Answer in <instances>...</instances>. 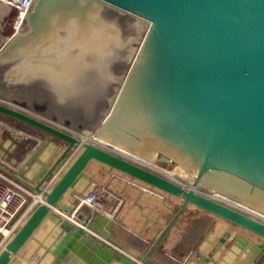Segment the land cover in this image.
Here are the masks:
<instances>
[{
	"label": "water",
	"instance_id": "95a60500",
	"mask_svg": "<svg viewBox=\"0 0 264 264\" xmlns=\"http://www.w3.org/2000/svg\"><path fill=\"white\" fill-rule=\"evenodd\" d=\"M110 8L149 22L134 54L118 61V75L107 66V40L120 34ZM83 84L93 86L95 100L82 120H95L91 134L110 146L86 137L89 130L69 131L0 99V115L44 135L16 168L0 160V170L37 198L0 248V264H154L153 251L189 205L263 239L228 225L200 264L226 245L227 254L244 251V264H264V218L215 194L264 215V0H33L25 27L0 46V87L65 95L64 88ZM104 107L109 112L101 117ZM92 161L104 173L113 168L127 182L152 187L141 188L137 201L158 191L181 199L162 200L170 218L154 238L131 231L105 209L75 216L79 225L68 216L73 207L64 201L71 192L88 202L100 190L88 168ZM87 230L120 246L130 237L146 248L131 242L128 254H117Z\"/></svg>",
	"mask_w": 264,
	"mask_h": 264
},
{
	"label": "rangeland",
	"instance_id": "374dc122",
	"mask_svg": "<svg viewBox=\"0 0 264 264\" xmlns=\"http://www.w3.org/2000/svg\"><path fill=\"white\" fill-rule=\"evenodd\" d=\"M108 17L113 24H116V27H118L120 31L117 41L112 37L110 40H107L108 48L110 47V54H108L107 58V66L112 73L118 75L123 68L122 62L118 61L122 59L124 54H126V58L131 54H134L132 53L133 47H137L139 45L142 38L141 35L147 27V21L127 11L119 14L117 10L112 8L108 10ZM9 20L11 19L9 18L7 10L0 4V33L2 35L9 36L13 32L9 25ZM113 88L118 90L117 85H113ZM57 91L47 89L42 90L41 88L35 86L26 88L4 86L0 87V99L39 115L40 117L58 124L69 131L83 134L85 133L84 131L89 130L90 133L87 136H90L96 129L95 120L85 125L82 120V115L84 109H89V107L93 106L95 100L93 86L90 84H83L79 87L74 86L73 88H64L63 91H65V95L59 94ZM107 111V108H102L100 116L107 113ZM17 130L21 133H17ZM8 133H11L12 136L10 137ZM40 136L44 135L37 129L17 120L0 115V146L4 148L9 144V140L13 141L9 146L13 153L8 155L6 158H4L3 155H0V160L7 165H10L11 169L16 168L18 162L26 156L27 152L36 143V139ZM17 138H22V142L16 143L15 139ZM0 153H2V150H0ZM96 162H92L91 168H93V171L96 175H98L97 177L102 180L105 190L103 191L100 187L98 192L91 195L89 203L92 206H95L98 210L100 207L106 206L107 209L113 213L122 212L124 216L134 217L132 213L135 209L133 210L128 208L126 204L130 202L136 193L137 195L139 194L141 188H145L144 186L148 185L137 179H133L131 182L127 183L124 179L125 175L119 171H113L108 175L104 174ZM155 165L158 166L157 168L165 169V171L169 173L167 168L159 164ZM16 183L17 182L14 179L0 170V184L20 190L21 188ZM152 190L156 189L153 188ZM158 192L160 194L159 196L156 197L153 194L148 196L146 195L144 197L142 196L141 201L144 200L147 204H149L146 211H150V213L155 214L159 213L160 219H163V216H165L168 212V208L162 203V200H164L162 194L164 192ZM171 197L172 196H170V199ZM155 206L158 207L156 208ZM136 214L141 215L139 210H136ZM190 216L191 217L188 220L181 221V223H179L180 226L177 227V229L175 228L174 236L176 237L172 240L173 242L171 243L170 251H173V253H175L179 259H182V261H189V264H194V248L201 247L202 245L205 246L208 241V239L206 241L207 235L210 236L213 233V231H211L212 227L214 229V226L218 227V224L223 225V222L216 220V217H212L213 219L208 217L206 213H202L201 215L194 213ZM73 218L77 219L76 217ZM162 221L163 220H160L161 223ZM138 222L139 224L137 228L142 229V231L149 226V223H152H146L141 219ZM199 222H201L200 225H198ZM204 233L206 234L204 235ZM201 241L203 242L201 243ZM230 254L234 255L232 252Z\"/></svg>",
	"mask_w": 264,
	"mask_h": 264
},
{
	"label": "crops",
	"instance_id": "0c3cea01",
	"mask_svg": "<svg viewBox=\"0 0 264 264\" xmlns=\"http://www.w3.org/2000/svg\"><path fill=\"white\" fill-rule=\"evenodd\" d=\"M1 26V25H0ZM2 46V45H1ZM18 133V132H17ZM20 133V132H19ZM12 142L13 141H11V140H9V144L8 145H6L5 147H4V149L2 150V153H0V155H3L4 156V158H6V157H8V155H10V154H12L13 152H12V149H10L9 148V146L12 144ZM30 151V150H29ZM60 152V151H59ZM59 152L53 157V159L54 158H56V156H58V154H59ZM93 162H95V161H93ZM50 163H51V161H50ZM49 163V164H50ZM97 163V165L98 166H100L99 165V163L98 162H96ZM6 164V163H5ZM48 164V165H49ZM92 164V162L89 164V170H90V172H91V174L92 175H94L98 180H99V182H100V187L102 188V190L104 191L105 189H104V184H103V182H102V180L100 179V178H98L97 176L98 175H96V173L93 171V168H91V165ZM63 170V168L61 169V171ZM101 170V169H100ZM102 171V170H101ZM113 171H117V170H115V169H112L111 168V171H110V173L111 172H113ZM104 173V172H103ZM104 174H109V173H104ZM124 175V174H123ZM124 179H125V177H124ZM127 182V181H126ZM128 183V182H127ZM18 186H20L18 183H16ZM145 188H152V187H150V186H144ZM21 188V187H20ZM24 190H26L25 188H24ZM29 193V196H30V194H33V191H31V190H27ZM30 192H32V193H30ZM76 195V193H74L73 194V192H71L70 193V198L68 199H66L65 201H64V203L65 204H67L68 206H71V207H73L72 209H73V213L72 214H70V215H68V216H72V217H75V215L76 216H79V212H84V213H86V214H89V213H93V214H95L97 211H98V209L95 207V206H92L90 203H89V200H88V202H85V200H84V198H82V197H80V196H78V195H76L77 197H75V200H74V196ZM136 196H137V193H136V195L130 200V202L128 203V204H126L127 205V207L128 208H131V209H135V211H133V215H134V217H127V216H124V214L121 212V213H113L112 211H110V210H108L107 209V207L106 206H102V207H100V209L99 210H101V209H105L108 213H110L113 217H115V218H118L121 222H123L124 224H126V226H127V228L128 229H130L131 231H133V232H137V233H139L141 236H143V237H145V238H147V239H152V238H154V236L156 235V233L159 231V229L161 228V226L165 223V221H167L169 218H170V213H169V209H167V214L165 215V216H163V219H160V217H159V219L160 220H163L162 221V223L160 222V220L159 219H155V216L157 215V214H159V213H157V214H155V213H150V211H146L147 209H148V205L149 204H147L144 200L143 201H141L142 200V197L140 198V200H135V198H136ZM144 196H146L145 194L143 195V197ZM148 196V195H147ZM166 196H168L166 193H163L162 194V197H164V199L165 198H167ZM30 198H31V196H30ZM159 198V197H158ZM168 198H170V196L168 197ZM177 199H179V198H172L171 197V199L169 200V202L170 203H172V204H175L176 202H177ZM90 200H91V198H90ZM132 205V206H131ZM139 206H143L142 207V209H139ZM74 207H76V208H74ZM79 210H78V209ZM92 209H93V211H92ZM136 210H139V213H141V215L140 214H136ZM59 211H61V212H63L62 210H59ZM142 211V212H141ZM194 213H197V214H202V213H206L207 214V216L208 217H216L215 219L216 220H220V221H222L223 223V225H220V224H218V227H215L214 226V229H213V227H212V229H211V231H213V233L209 236V235H207V237H206V241H207V239H208V241H207V244H205V246H201V247H197V248H194V251H193V260H194V264H200L201 262H202V258H203V256L204 255H207L208 254V252H209V250H210V248H211V246L213 245V242L219 237V236H221L222 235V232H223V230H224V228L226 227V226H228V225H230L232 228H233V226L234 227H236L237 225H234V224H232V223H230V222H228V221H226V220H224V219H222V218H220V217H218V216H215V215H213V214H211V213H209V212H206V211H204V210H199V211H196L195 210V208L192 206V205H189L188 206V208L176 219V221L174 222V224L169 228V230L166 232V234L164 235V237L162 238V240H161V242H160V244H159V246L153 251V253H152V257L155 259V262H154V264H168L169 262H175L176 264H189L187 261H182V259H179L176 255H175V253H173V251L171 252L170 251V249H171V243L173 242L172 240L174 239V237H176V236H174L175 235V232H174V230H175V228L177 229V227H179L180 225H179V223H181V221H183V220H188L191 216L190 215H193ZM146 216H148V218H150V220L148 221L147 220V218H146ZM159 216H160V214H159ZM195 216V215H194ZM162 217V216H161ZM196 217H198V216H196ZM130 218V219H129ZM75 219V218H74ZM140 219L143 221L144 220V222H152V223H149V226L148 225H146V226H148V227H146L145 228V230L144 231H142V229H139V228H137L138 227V224H139V222L138 221H140ZM213 219V218H212ZM75 220H77V221H75L76 222V224H80L81 223V220H79V219H75ZM157 220H159V221H157ZM136 222H138V223H136ZM209 222V221H208ZM143 224V223H142ZM201 224V222H199L198 223V225H200ZM232 224V225H231ZM104 229H105V227H104ZM116 230V228H114L113 229V231H112V234H113V232ZM88 231V233L89 234H92L93 236H95V237H97L101 242H102V244H105V245H107L108 246V248H110V249H112V250H116L117 251V254H126L127 253V247H128V244L129 243H131L132 244V246L133 247H135V248H137V249H141V252H143V250H145V246H143L140 242H138V241H132V239H130V237H128V239H127V241L126 242H123L122 244H121V246L119 245V244H116V243H114V242H111V241H109V240H107L106 238H104V236H100V235H98V234H96L95 232H93V231H90V230H87ZM237 232V231H236ZM246 232L247 233H249L250 231H248V230H246ZM238 233V232H237ZM206 233H204V235H205ZM238 234H240V233H238ZM244 236V235H243ZM245 237L246 238H248V239H252V238H250V237H247L246 235H245ZM263 241V239L262 240H260L259 242H262ZM128 242V243H127ZM203 241H201V243H202ZM235 246H233V248H234ZM1 248V247H0ZM234 249H236V248H234ZM227 250H228V246L226 245L225 247H223L221 250H219L218 252H217V254H216V257L214 258V259H212L209 263H207V264H244L243 263V260L245 259V253H242V252H244L243 250L241 251V253L239 254V257L238 256H234V255H232V254H230L231 252H229V254H227ZM128 254V253H127ZM242 254V255H241ZM241 257V258H240ZM34 258L36 259L37 258V256L36 255H34ZM250 264H253V263H250Z\"/></svg>",
	"mask_w": 264,
	"mask_h": 264
},
{
	"label": "built area",
	"instance_id": "2783aa9c",
	"mask_svg": "<svg viewBox=\"0 0 264 264\" xmlns=\"http://www.w3.org/2000/svg\"><path fill=\"white\" fill-rule=\"evenodd\" d=\"M33 0H0L7 10L12 34L22 30L26 25V16ZM11 34V35H12ZM9 35V37L11 36ZM26 193H25V192ZM22 188L13 189L0 184V247L29 215L36 202ZM31 200H30V199Z\"/></svg>",
	"mask_w": 264,
	"mask_h": 264
},
{
	"label": "bare ground",
	"instance_id": "6f19581e",
	"mask_svg": "<svg viewBox=\"0 0 264 264\" xmlns=\"http://www.w3.org/2000/svg\"><path fill=\"white\" fill-rule=\"evenodd\" d=\"M144 20V19H143ZM146 21V20H145ZM146 25H147V27L144 29V31H143V34L141 35L142 36V38H141V40H140V43H141V41H142V39H143V37H144V35H145V33H146V31H147V29H148V27H149V22L147 21L146 22ZM0 28H1V26H0ZM8 38H9V36H5V35H2L1 33H0V40H1V42H0V46L1 45H3L7 40H8ZM139 43V44H140ZM108 112H109V110L107 111V113H105L104 115L102 114L101 115V117H105V115L106 114H108ZM17 132L19 133L20 131H18L17 130ZM21 133V132H20ZM86 137H89L91 140H94V141H97V142H101V144H104V145H106V146H110V145H108L109 143H107L106 141H104V140H101V139H98V138H96L93 134H91L90 136H87V135H85ZM112 149H115V150H117V151H120L121 149L120 148H117V147H115L114 145H112V147H111ZM120 152H124V154H126V155H128V156H130V157H132V158H135L136 160H138L139 162H142V163H144V164H146V165H148V166H150V167H152V168H154V169H159V170H162V171H164V172H167V171H165V169H162V168H157L158 166H156L155 164H153L152 162H149V161H147V160H145V159H143V158H140V157H138V156H136V155H133V154H130V153H127V152H125V151H123V150H121ZM93 162V161H92ZM96 162V161H95ZM100 164V163H99ZM113 169V168H112ZM116 170V169H115ZM19 184V183H18ZM20 186L19 187H21L23 190H24V188L26 189V187H22V185L21 184H19ZM26 190H28V189H26ZM216 195H217V197L218 198H221V199H223V200H225V201H227V202H229V203H232V204H234L235 206H238V207H240V208H242L243 210H247V211H249V212H252L253 214H256V215H258V216H260V217H262V218H264V215H262V214H259L258 212H256V211H251L250 209H248L247 207H245L244 205H242V204H240V203H238V202H235V201H233V200H231V199H229V198H227V197H225V196H223V195H220V194H218V193H215ZM37 196H39V195H37ZM41 196V195H40ZM31 197H32V201L33 202H36L37 200V198L35 197V195H34V197H33V195H31ZM42 197V196H41ZM167 197H169V196H167ZM181 199L179 198V199H177V202L178 201H180ZM61 212V211H60ZM72 213H73V210H72ZM71 213V214H72ZM62 214H64L63 212H62ZM80 214H82L81 212H79V216H80ZM232 225V224H231ZM233 228L235 229V231H237L238 233H240V234H242V235H246L247 237H250V238H252L253 240H255V241H257V242H259L260 240H262V238L260 237V236H258L257 234H255V233H253V232H249V233H247L246 232V230L247 229H245V228H243V227H240V226H236V227H234L233 226ZM249 231V230H248ZM2 248V247H1ZM244 253V252H243ZM242 255V254H241ZM239 256V255H238Z\"/></svg>",
	"mask_w": 264,
	"mask_h": 264
}]
</instances>
